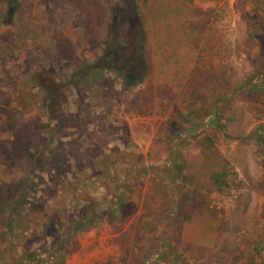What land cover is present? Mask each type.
Masks as SVG:
<instances>
[{"label": "rangeland", "instance_id": "rangeland-1", "mask_svg": "<svg viewBox=\"0 0 264 264\" xmlns=\"http://www.w3.org/2000/svg\"><path fill=\"white\" fill-rule=\"evenodd\" d=\"M0 20V212L26 180L0 264L83 217L64 264H264V0H10ZM112 41L143 46L138 84L80 76Z\"/></svg>", "mask_w": 264, "mask_h": 264}, {"label": "trees", "instance_id": "trees-1", "mask_svg": "<svg viewBox=\"0 0 264 264\" xmlns=\"http://www.w3.org/2000/svg\"><path fill=\"white\" fill-rule=\"evenodd\" d=\"M6 4V10L8 11V8L10 7V0H0ZM126 11L128 12V9L132 10L134 12L135 6L132 2L129 3L128 7H126ZM12 16V13L9 15ZM1 23L7 24L8 21L0 20ZM109 26V24H108ZM109 28V27H108ZM138 45V44H137ZM137 45L128 51L123 47L124 45L121 42H111L109 47L104 51L103 56L101 59L98 58V61L93 62L89 66H86L82 69V72L80 73V76L83 77L85 82H87V72L90 71L92 75L95 78H102L104 71L103 66L100 65V62H108L109 63V69L113 71L118 78H120L122 84L124 87H130L138 84L141 79L143 78V72L144 68L146 67V61L144 56V50L142 45ZM124 65H131L134 67V70H137L139 73L138 77L135 79L129 75L128 71L126 69H123L122 66ZM80 70V68H79ZM223 173L218 172H212L211 178L213 179V182L216 183L217 190H220L219 185L225 184L224 178H220ZM25 184L26 180H22L20 188L21 191L16 195L15 197L8 196L6 199H4L3 203V209L2 212H4L3 216V225L2 229L4 232V235L7 237H11L15 233V227L19 223V219L16 216V205H18L24 198V190H25ZM0 212V213H2ZM88 219H78L77 221L73 222L71 226L66 228L64 232H62L63 236L61 239H58L56 241H53L48 246L42 245L39 247L38 251L35 249H31L29 246L22 247L20 249V254L16 259H7V264H45V259H53L55 260L53 264H64V256H65V242L64 239L68 234H71L73 232H76L77 230H81L85 228V224H88ZM12 248V245H9V248ZM43 255H46V258L42 257Z\"/></svg>", "mask_w": 264, "mask_h": 264}]
</instances>
